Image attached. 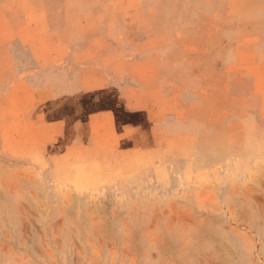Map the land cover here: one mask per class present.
Returning <instances> with one entry per match:
<instances>
[{
  "label": "rangeland",
  "instance_id": "rangeland-1",
  "mask_svg": "<svg viewBox=\"0 0 264 264\" xmlns=\"http://www.w3.org/2000/svg\"><path fill=\"white\" fill-rule=\"evenodd\" d=\"M0 264H264V0H0Z\"/></svg>",
  "mask_w": 264,
  "mask_h": 264
}]
</instances>
